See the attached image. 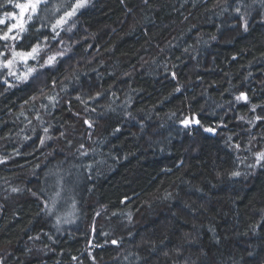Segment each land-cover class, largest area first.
Returning a JSON list of instances; mask_svg holds the SVG:
<instances>
[{"label": "trees", "instance_id": "16d2710c", "mask_svg": "<svg viewBox=\"0 0 264 264\" xmlns=\"http://www.w3.org/2000/svg\"><path fill=\"white\" fill-rule=\"evenodd\" d=\"M75 3L0 41L41 47L0 77V264H264V2L88 0L55 35Z\"/></svg>", "mask_w": 264, "mask_h": 264}, {"label": "snow or ice", "instance_id": "6c2138e0", "mask_svg": "<svg viewBox=\"0 0 264 264\" xmlns=\"http://www.w3.org/2000/svg\"><path fill=\"white\" fill-rule=\"evenodd\" d=\"M147 2V0H145ZM264 2V0H262ZM47 0H4L3 3H0V8H4L5 11L2 16H0V25L7 24V30L0 32V41H12L17 42L20 39H22L23 34H25L29 29L28 25L34 20L39 18L37 16L40 6L42 4H46ZM88 3V0H76V3L71 6L70 11H66L64 13V16H61L56 23L52 26V30L55 33V35H59V32L56 31L57 28L61 27L63 24H65L66 18H70L76 14V12L85 7ZM8 7H11L15 9L16 11H7L6 9ZM236 12L240 13V8H236ZM240 19L243 21V27L244 30L247 31V20L244 16H241ZM14 21L13 23H8V21ZM8 50L11 52V56L8 58L6 57L5 51H0V69H7L8 75L16 77L18 81L20 80H27L28 77L36 71L33 67H27V72L18 74L17 71H15V66L18 62H23L26 66L28 64V60H36L40 51L41 47L39 44L32 46L31 51H17L16 43H12L10 45H6ZM56 61V55H50L47 57V59L44 61V65H41V67L44 66H50L54 64ZM5 84H8L9 87H12L13 85L10 84L7 80L3 81ZM176 91H179V88L176 89ZM97 96H99V93H97ZM79 98V97H78ZM237 101H245L247 102L248 97L241 93L239 96L236 97ZM51 102L53 104L55 103V98H51ZM256 105H253L252 111H255ZM264 120V117H261L257 115L255 117V121ZM193 123L199 124V120H196L195 118H185L182 120V124L185 128L190 127ZM251 123V122H250ZM85 124H88L89 127L92 125L89 123V121L85 120ZM253 127L255 124L252 125ZM205 132H213V128H204ZM45 132H47V129H45ZM44 141L41 140V143ZM83 147V146H81ZM237 150H240V145H235ZM255 164L248 165V167H264V151L256 152L255 154ZM0 162H3L0 160ZM241 173L239 171H232L231 176L232 177H238ZM13 192L18 191V189L13 188ZM35 195V193H33ZM123 203V201H122ZM45 207L47 208L48 205L46 204ZM112 243L118 244V241L113 240Z\"/></svg>", "mask_w": 264, "mask_h": 264}, {"label": "rangeland", "instance_id": "374dc122", "mask_svg": "<svg viewBox=\"0 0 264 264\" xmlns=\"http://www.w3.org/2000/svg\"><path fill=\"white\" fill-rule=\"evenodd\" d=\"M20 64L23 65V66H25V64L23 62H18L15 67L18 68V66ZM20 73H23V71H20ZM7 75H8V70L7 69H0V77H2V76L4 77V76H7Z\"/></svg>", "mask_w": 264, "mask_h": 264}]
</instances>
